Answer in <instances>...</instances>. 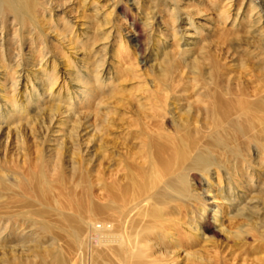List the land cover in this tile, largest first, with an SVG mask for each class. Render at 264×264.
I'll return each mask as SVG.
<instances>
[{
  "label": "bare ground",
  "instance_id": "6f19581e",
  "mask_svg": "<svg viewBox=\"0 0 264 264\" xmlns=\"http://www.w3.org/2000/svg\"><path fill=\"white\" fill-rule=\"evenodd\" d=\"M160 1L150 0V12L131 2L147 38L164 29L152 16ZM121 2L0 0V243L21 240V249L10 246L1 257L10 264H224L218 235L238 249L250 236L255 253L263 252L264 70L234 75L229 49L217 47L186 62L193 76L184 74L182 49L161 54L166 39L157 34L155 47L134 54L138 63L153 60L157 79L132 95L126 87L140 78L137 62L110 18ZM232 2L218 13L225 21ZM258 3L249 28L263 21L264 0ZM161 11L173 40H182L193 11L180 17L179 0H164ZM257 31L264 41V29ZM90 45L99 53L93 63ZM196 178L207 185L204 196Z\"/></svg>",
  "mask_w": 264,
  "mask_h": 264
},
{
  "label": "rangeland",
  "instance_id": "374dc122",
  "mask_svg": "<svg viewBox=\"0 0 264 264\" xmlns=\"http://www.w3.org/2000/svg\"><path fill=\"white\" fill-rule=\"evenodd\" d=\"M224 1L225 0H179V6L182 9V12H180V17H183L186 13H188L187 11H193L190 12V14L192 15L191 18L193 19L194 24L191 25L186 23V29L180 30V35L178 33V36H183L182 40L174 41L172 24L170 20L166 18L167 16L163 15L164 12L161 11V9L164 8V0L160 1L161 6L154 10L157 12H153L154 15H152L154 16V23L158 22L156 29L161 30L159 27L164 29L162 30V33H159L158 31L152 33L149 35V38H147V34L144 32L146 27L141 24L142 22H140L142 16L140 11H137L133 5H131L132 0H122L121 4L114 8L110 18L113 21L119 22V29L124 38L127 39L126 44L128 46V52L133 54L132 60L137 62V69L140 77L131 81H127V92L132 93V95L136 94L135 91L140 85H147L148 88L153 87V84L157 79V72L159 73V71L156 70L152 71L149 67V65L153 63V60L138 63L139 59H134V57L137 56V49H140L143 53H145L144 50L147 49L148 52L149 49L153 48L156 42L155 39H157V34H160L161 38L166 39L163 40L166 41V45L160 44V48L158 49L159 52L161 51V54L164 51H169L174 48L179 50L180 48L182 49V53L178 56V62L180 63L179 68L181 70L183 69L184 74L187 73V75L193 76L190 72L189 65H185L186 62H190L193 57L201 60L204 54L206 55L208 52V49L213 51L217 47L229 49V54H227L229 57L226 59L225 63L227 66H229V72L234 75H238L239 72H245L246 70L250 69L255 73H257V71L264 70V41L260 39L261 36L257 31L264 29V15L263 21H260V23L254 26V28H249V25L252 22L251 18L258 15V10H261L258 0H233L232 4H234V8L229 12V14H227L228 18L226 21L221 15H218L219 11L223 10L222 6ZM105 2L110 8L112 6V4L110 5V2L112 3L113 0H105ZM140 2L145 6L146 11L150 12V10L153 9L152 5L150 4V0H140ZM167 3L169 6L173 7L172 1H167ZM250 4L254 6L252 11L250 10ZM198 10H201L203 14H196ZM237 12L239 13L235 14ZM152 16L150 15V17ZM135 19V24H132ZM118 33L119 32L116 34ZM176 43H179V48L176 47ZM92 45H90L91 49L88 52V61L90 63H93L96 56L99 55V53H97L95 50L96 45ZM245 73L247 77L251 75H249V71ZM57 83L62 86V91L69 90L70 88L69 84L67 82L63 83L62 79H58ZM250 90L252 89L250 88ZM191 99H193V97ZM129 102L133 104L134 101L130 99ZM114 119L119 120V118L116 116H114ZM165 121L166 126L170 129V120ZM98 154L99 151L96 155ZM250 154L253 157H256L254 149H251ZM89 156H91V154ZM67 157H65L64 162L68 165L70 162L68 161ZM96 166L97 165L94 167ZM101 170L103 171L102 167ZM197 179L198 178L192 179V184H194L204 196L207 185L204 180L201 183H197ZM213 189H215V186ZM210 201L211 200H209V202ZM207 235L213 236V232L209 230ZM218 236H215L214 238L215 240L218 238L216 242H220H218L220 246L216 250H218L220 253H223L221 255L226 257L225 259H227V263L224 264H242L244 260L245 262L243 264H261L260 262L264 264V251L255 253L256 250H253V246L256 244V242L254 244V241L250 236L246 237L249 247L245 246V248L242 249H238V247L233 245L231 241H227L229 243H226L223 237L221 238V236ZM42 239V241L45 242V239ZM20 244L21 240L18 239L17 236H12V239L7 238V240H4V242L2 241L0 243V254L3 251H9L8 248L10 246H13L16 250L21 249V246H19ZM26 245H28V243H26ZM232 250H234V252H232ZM252 254L255 255L253 256ZM258 256H260V258ZM0 264H10V261H8V259L5 257H1L0 255Z\"/></svg>",
  "mask_w": 264,
  "mask_h": 264
}]
</instances>
